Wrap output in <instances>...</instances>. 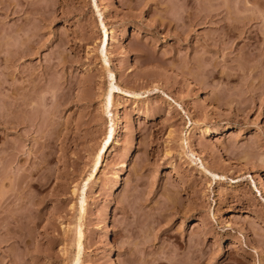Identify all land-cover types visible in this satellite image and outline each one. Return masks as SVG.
Wrapping results in <instances>:
<instances>
[{
  "label": "rangeland",
  "instance_id": "374dc122",
  "mask_svg": "<svg viewBox=\"0 0 264 264\" xmlns=\"http://www.w3.org/2000/svg\"><path fill=\"white\" fill-rule=\"evenodd\" d=\"M80 197L76 264H264V0H0V264Z\"/></svg>",
  "mask_w": 264,
  "mask_h": 264
},
{
  "label": "bare ground",
  "instance_id": "6f19581e",
  "mask_svg": "<svg viewBox=\"0 0 264 264\" xmlns=\"http://www.w3.org/2000/svg\"><path fill=\"white\" fill-rule=\"evenodd\" d=\"M103 33H104V30H103ZM103 46L104 45L101 43V45H100V51L103 50ZM109 79L112 80L111 75H109ZM115 88L117 90L125 93L128 96L129 95L133 96V94L130 91L126 90V89L120 88L118 86H115ZM104 101H105V104H108V102H109V96L108 95L105 96V100ZM106 138H109V135H107ZM101 145L102 146L100 147V151H102V156L101 157H98V155L95 154L96 156L93 159V161L91 162L90 167H89V176H91L92 179H94V174H95V171L97 170V166L99 167V161H101L103 159L104 154L107 152L106 149H107L108 145H105V143H103ZM82 200L83 199H81V197H80L79 200H78V202H77V222H76V225H75V228H74V231H73V247H74V252H73L72 257H71V259L69 261L70 262L69 264H76L77 263V260H78V258H77L78 257V254L80 255L79 250L81 249L80 248V245H81V242H80L81 235H80V231H79V228H78V226H80L78 220L80 219L79 218L80 217V213L83 211L82 210L83 207H81V203H83V202H81Z\"/></svg>",
  "mask_w": 264,
  "mask_h": 264
}]
</instances>
